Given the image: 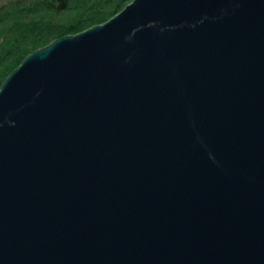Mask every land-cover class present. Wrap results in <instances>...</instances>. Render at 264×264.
<instances>
[{
    "label": "water",
    "instance_id": "water-1",
    "mask_svg": "<svg viewBox=\"0 0 264 264\" xmlns=\"http://www.w3.org/2000/svg\"><path fill=\"white\" fill-rule=\"evenodd\" d=\"M0 264H264V0H132L29 53Z\"/></svg>",
    "mask_w": 264,
    "mask_h": 264
},
{
    "label": "trees",
    "instance_id": "trees-1",
    "mask_svg": "<svg viewBox=\"0 0 264 264\" xmlns=\"http://www.w3.org/2000/svg\"><path fill=\"white\" fill-rule=\"evenodd\" d=\"M132 0H5L0 4V86L31 52L101 24Z\"/></svg>",
    "mask_w": 264,
    "mask_h": 264
},
{
    "label": "rangeland",
    "instance_id": "rangeland-1",
    "mask_svg": "<svg viewBox=\"0 0 264 264\" xmlns=\"http://www.w3.org/2000/svg\"><path fill=\"white\" fill-rule=\"evenodd\" d=\"M4 1H5V0H0V4L3 3ZM125 6H126V5H125ZM125 6H124V7H125ZM124 7H123V8H124ZM123 8H122V9H123ZM122 9H121V10H122ZM121 10H120V11H121ZM96 25H97V24H96Z\"/></svg>",
    "mask_w": 264,
    "mask_h": 264
}]
</instances>
